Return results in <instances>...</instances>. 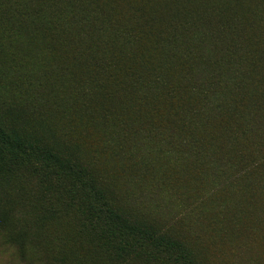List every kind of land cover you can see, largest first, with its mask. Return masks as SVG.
<instances>
[{
  "label": "rangeland",
  "instance_id": "1",
  "mask_svg": "<svg viewBox=\"0 0 264 264\" xmlns=\"http://www.w3.org/2000/svg\"><path fill=\"white\" fill-rule=\"evenodd\" d=\"M71 15L78 60L59 38ZM105 46L130 56L114 74L94 67ZM0 124L195 263L264 264V0H0ZM58 176L0 171V264H124L82 234Z\"/></svg>",
  "mask_w": 264,
  "mask_h": 264
},
{
  "label": "trees",
  "instance_id": "2",
  "mask_svg": "<svg viewBox=\"0 0 264 264\" xmlns=\"http://www.w3.org/2000/svg\"><path fill=\"white\" fill-rule=\"evenodd\" d=\"M113 3L117 6L118 0H113ZM67 17L69 19L56 16V25L53 27H61L59 23L64 19L66 27H63V36L59 38L70 48L72 58L78 60V15ZM230 29L233 34L234 28ZM86 30L84 22L81 24V33L85 34ZM221 34L225 35L218 29L214 37L218 35L217 39L221 40ZM90 45L94 44L91 42ZM102 49L98 62L96 58L94 59V67L108 61L106 66L102 63L101 67L104 68L98 65L100 72L111 66V72L114 74L120 66L119 60L130 57L127 51L119 55L109 46ZM192 54L190 53V58ZM208 74L211 78L218 75L215 71H209ZM231 86L235 87L237 84L233 81ZM17 165L30 167L36 173L48 169L52 170L54 175H59L58 179L66 183L64 193L77 208L81 209L82 214L84 213L86 222L82 227V234L96 239L97 245L119 263L128 264L130 257H137L148 264H197L181 240L156 228L152 223L125 216L108 206L97 180L89 175L83 166L78 165V162L61 157L38 141L21 135L13 127L7 128L0 124V171L7 172ZM255 258L252 257L247 262L257 264Z\"/></svg>",
  "mask_w": 264,
  "mask_h": 264
}]
</instances>
